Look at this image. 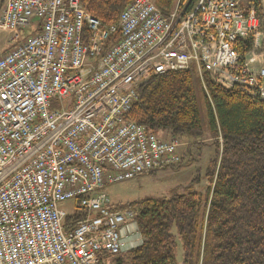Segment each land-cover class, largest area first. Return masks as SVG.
Returning a JSON list of instances; mask_svg holds the SVG:
<instances>
[{
  "label": "built area",
  "instance_id": "1",
  "mask_svg": "<svg viewBox=\"0 0 264 264\" xmlns=\"http://www.w3.org/2000/svg\"><path fill=\"white\" fill-rule=\"evenodd\" d=\"M259 9L257 0H177L163 13L133 0L105 27L82 0H4L0 264H111L132 248L136 212L112 210L106 187L182 161L178 137L126 119L140 87L194 67L208 97L205 76L264 100ZM247 40L242 57L235 45Z\"/></svg>",
  "mask_w": 264,
  "mask_h": 264
},
{
  "label": "trees",
  "instance_id": "2",
  "mask_svg": "<svg viewBox=\"0 0 264 264\" xmlns=\"http://www.w3.org/2000/svg\"><path fill=\"white\" fill-rule=\"evenodd\" d=\"M132 1L82 3L108 27L119 22ZM176 1L154 0L163 13L172 11ZM257 3L264 19L260 0ZM118 39L117 33L113 40ZM235 46L244 57L252 49V40ZM193 71L153 74L140 87L139 99L126 119L159 135L194 141L204 138ZM204 79L210 96L201 86L209 133L217 148L205 175L210 185L199 192L195 186L201 180L195 178L186 192L170 198L112 204V210H135L142 239L140 245L122 253L125 258H114L115 264H264V100L240 89H226L208 76ZM81 217L77 213L66 221Z\"/></svg>",
  "mask_w": 264,
  "mask_h": 264
},
{
  "label": "rangeland",
  "instance_id": "3",
  "mask_svg": "<svg viewBox=\"0 0 264 264\" xmlns=\"http://www.w3.org/2000/svg\"><path fill=\"white\" fill-rule=\"evenodd\" d=\"M1 15L2 0H0V19ZM262 32L264 33V25L262 26ZM10 36L11 33L4 30L0 26V55L5 54L10 49ZM260 42L263 44L264 36L263 40ZM192 69L194 70V85L198 97L201 119L205 130V137L198 141L190 139L182 140L179 138L182 144L179 149V154L182 156L180 168H177V165H175L166 169H160L159 171H156L155 174H146L133 180L107 186L105 193L109 197L111 204H125L128 202L140 201L144 198H170L175 194H182L186 192L187 186L195 178H199L201 180L200 183L195 186L196 190L199 192L204 193L210 185V182L205 175L210 162L216 156L217 148L209 133L208 116L201 88L202 85L199 81L198 73L195 71L194 67H192ZM160 135L165 138L170 137L169 134L166 135L165 133H161ZM62 208L70 215L76 213L77 211L74 201L65 202L62 205ZM141 242L142 239L139 236H136L134 244H132V248L137 247L141 244ZM114 258H125V254L121 253L113 257L111 264H115L113 261ZM182 258L183 250L179 247V250L177 251V259L180 263L182 262Z\"/></svg>",
  "mask_w": 264,
  "mask_h": 264
},
{
  "label": "crops",
  "instance_id": "4",
  "mask_svg": "<svg viewBox=\"0 0 264 264\" xmlns=\"http://www.w3.org/2000/svg\"><path fill=\"white\" fill-rule=\"evenodd\" d=\"M1 56V55H0Z\"/></svg>",
  "mask_w": 264,
  "mask_h": 264
}]
</instances>
